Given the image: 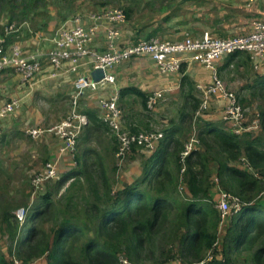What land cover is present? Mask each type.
<instances>
[{
  "label": "trees",
  "instance_id": "trees-1",
  "mask_svg": "<svg viewBox=\"0 0 264 264\" xmlns=\"http://www.w3.org/2000/svg\"><path fill=\"white\" fill-rule=\"evenodd\" d=\"M17 1L0 0V7L12 11L21 8L27 13L30 8L48 7V0H20L28 3L19 6L15 5ZM100 5L105 7L106 3ZM124 12L129 20L128 11ZM171 16L166 14L164 21ZM11 24L10 20L7 26ZM236 55L239 53L228 56L225 67ZM193 90L190 79L181 77V94L192 100V108L197 110L200 103L192 96ZM127 94L135 95L146 108L147 95L143 92L133 87L120 89L121 100ZM86 117V137L107 127L93 111H87ZM258 118L263 128L264 112H259ZM171 132L173 129L163 131L158 144L161 147L131 180L115 189L106 180L100 188L90 185L91 198L85 210L88 221L80 223L65 217L50 233L32 226L28 233L33 240L23 238L17 243L20 253L38 259L35 264H235L243 254L246 263L264 264V139L256 134L237 137L219 132L205 122L199 140L206 149L192 151L182 164L185 143L174 141L172 150L171 142L162 146L164 136ZM211 162L216 164L215 174L210 172ZM184 165L185 182L180 194L178 180ZM72 174L55 183L60 187ZM211 175L242 204L239 211L230 212L224 230L219 228L218 197L208 200ZM50 198V193L42 195L33 219L52 213L55 204ZM209 252L213 253L210 259ZM0 262L11 264V258L8 263L2 255Z\"/></svg>",
  "mask_w": 264,
  "mask_h": 264
},
{
  "label": "rangeland",
  "instance_id": "rangeland-1",
  "mask_svg": "<svg viewBox=\"0 0 264 264\" xmlns=\"http://www.w3.org/2000/svg\"><path fill=\"white\" fill-rule=\"evenodd\" d=\"M191 1L48 0L47 6L56 8L65 14L77 16L94 13L104 8L127 10L130 19L125 24L129 30L133 29L130 40L134 42L150 37L163 39L161 34L156 33V30L157 32L162 31V15L166 13L175 16L186 7L190 9ZM22 3H28V1L19 0L15 5L19 6ZM101 3H106L105 7H102ZM29 10L27 13L21 8L12 11L10 8L0 7V32L4 30L10 20L15 26H18L19 21L32 22L42 14V9L39 10V8H30ZM225 57L227 56L220 59ZM256 64L259 74L264 75V57L255 63L245 53H239L231 61H228V66L218 70V79L225 90L236 95L246 109L247 115L253 117L257 112L264 110V87H260L259 84L264 81V76H258ZM199 96L200 92L194 91L193 97L200 103ZM174 100H167L164 96L155 108L148 110L142 105L140 99L135 101L120 99L119 106L123 113L122 123L126 128H133L138 133H163L164 130L177 125L175 133L184 140V143L189 141L194 134L199 139V133L209 110L202 111L200 115L196 116L197 110L192 108V100L189 102L190 104L188 101H184L183 97L180 99L176 97ZM64 107L66 111L61 116L63 119L71 110V103L68 100L64 101ZM157 109H162V112L156 113ZM60 121L45 122L34 127L43 131L38 139L31 138L25 132L33 127H24L8 118L0 121V259L4 255L8 263L11 258V264H35L38 259L27 258L24 252L20 253L17 248V243L21 239H27V242L33 240L32 234L28 233L30 227L33 226L38 231L50 233L56 224L65 217L80 223L88 221L85 210L88 199L91 198L90 185L96 184L100 188L102 180H106L112 189H115L124 182L123 178H127L124 174L135 164L134 161L139 162L136 164L139 168L144 165L145 159L141 156V152L146 150L144 148H134L123 160L117 158V142L107 127L87 137L85 132H82L77 138L75 151L70 157L71 167L62 172L59 163L57 169L62 176L72 172L74 174L68 176L60 187L54 182H47L35 191L33 179L44 171L45 164L50 160L51 145L56 143V137L46 130ZM1 122L4 123L1 124ZM200 149L203 150V146L199 140L195 150ZM214 162L210 164L211 174L216 172ZM185 168L186 165H184ZM195 169L198 170L199 167L195 166ZM178 182L181 192L179 193L183 194L184 172H180ZM222 192L226 193L222 186L216 182V178L211 175L207 189L208 200L214 199ZM47 193L51 194L50 199L55 204L50 209L52 213L38 220L33 219L37 208L41 205L42 195ZM21 209L25 212L20 220L17 217V211ZM229 219L230 216L226 215L219 227L220 230H224ZM212 254L209 252L207 257L211 258ZM245 258L246 254H243L236 259L235 264H249L245 262Z\"/></svg>",
  "mask_w": 264,
  "mask_h": 264
},
{
  "label": "built area",
  "instance_id": "built-area-1",
  "mask_svg": "<svg viewBox=\"0 0 264 264\" xmlns=\"http://www.w3.org/2000/svg\"><path fill=\"white\" fill-rule=\"evenodd\" d=\"M257 2H264V0H247L246 4L250 7ZM79 17L76 18V21L80 19ZM87 18L89 20L88 26L78 25L71 29L64 26L58 28L55 32V47L45 54L48 63L55 71L59 70L64 62H70L72 64L71 69L75 71L81 60L89 58L86 64L91 66V71L101 70L104 74L99 81H94L92 77L79 76L73 85L70 112L64 119L46 130V132L52 133L61 141L60 155L74 153L77 138L87 125L86 115L78 110L79 100L84 93L97 91L106 85L114 86L116 80L114 75L111 74L112 68L123 61L139 57L152 59L155 69L160 75L179 73L182 63L188 59L202 64L211 71L212 81L208 86L197 85L196 87L201 93L196 116L200 115L202 111L208 110L211 97L220 94V99L226 101L223 110L224 120L229 124L232 134L241 137L244 134L255 135L259 131V118L248 119L247 111L237 96L227 92L218 79V72L214 64L220 58L235 53H245L251 61H258L263 58L264 21L255 20L251 23L247 32L227 38L215 37L206 31L197 37L186 34L181 40L177 41L150 37L119 46L118 40L121 39L122 27L127 22L123 9L104 8L89 13ZM20 25L11 24L6 26L0 35V74L11 69L21 76L23 82L30 84L35 82L37 76L43 71L42 62L38 60L36 55L24 54L16 44L6 45V38L18 31ZM101 29L105 33L107 48L101 53H96L92 51L91 44ZM71 47H74L75 50L71 51ZM54 76L55 73L52 74V77ZM165 92V90L159 89L149 93L146 108L148 110L155 108L165 96ZM19 102V100L13 99L0 107V121L7 119L18 108ZM98 103L99 119L115 138L117 142L116 156L120 160H123L137 147L152 150L155 148V143L162 139V133L133 132L123 125V113L119 106V92L117 90L109 97L99 99ZM25 132L31 138L38 139L43 131L31 128ZM198 144L199 139L195 134L184 144L180 161L182 164ZM242 162H244V159ZM57 169V161L49 160L45 164L44 171L33 179L35 191L39 190L44 183L60 181L62 175L58 173ZM183 171L184 168L181 172ZM241 205L238 197L229 193H220L216 207L220 211L221 221L225 219L226 215L229 216L231 211H239ZM24 212L23 209L17 211V217L20 220L23 218Z\"/></svg>",
  "mask_w": 264,
  "mask_h": 264
},
{
  "label": "crops",
  "instance_id": "crops-1",
  "mask_svg": "<svg viewBox=\"0 0 264 264\" xmlns=\"http://www.w3.org/2000/svg\"><path fill=\"white\" fill-rule=\"evenodd\" d=\"M184 1L187 2L188 0ZM246 3L247 0H192L190 9L186 7L180 13L171 16L167 21H164L166 14L162 15V31L157 32L156 30V33L161 34L163 39L169 41L181 40L186 34L197 37L206 31L219 38L238 35L247 32L253 21H264V2H257L250 7ZM88 14H82L79 17L75 14H65L53 7H46L42 9V14L34 19V21L23 22L19 26L18 31L12 33L7 45L16 44L24 54L36 55L38 60L43 64V71L37 76L36 81L30 84L23 82L21 76L11 69L0 74V107L13 99L20 101L18 108L13 111L8 119L24 127L33 128L45 122L54 123L63 119L61 116L66 111L64 101L68 100L71 103L73 85L76 79L79 76L92 77L91 66L86 64L89 58L81 60L75 71L71 69L72 64L70 62H64L62 67L55 71L48 63L45 54L55 47V32L58 28L64 26L71 29L78 25L88 26ZM78 17L80 19L76 21ZM1 33L2 31L0 35ZM130 34H133V29L130 28L129 30L127 24H124L121 39L118 40L119 46L131 42ZM106 48L105 33L101 29L93 40L91 49L96 53H101ZM70 49L71 51L75 50L74 47ZM181 56L183 57V55ZM227 60L228 56L215 62L214 66L218 68L217 72L225 68L224 64ZM252 62L256 63L257 61ZM256 69L258 72L259 68L257 64ZM53 73H55L54 77H52ZM111 74L114 75L116 84L114 86L106 85L97 91L85 92L78 103L80 113L86 115L87 111H93L99 114V99L109 97L116 90L119 92L122 88L131 87L140 90L145 95L155 90H165V98L167 100L183 97L184 101H188V104H190L189 99H186L184 94H181V77L186 76L193 83V96L194 91H197V85L208 86L212 81L211 71L202 64L190 59L182 63L179 73L160 75L155 69L152 59L149 57L131 58L115 65L111 70ZM258 76L264 75L258 72ZM262 85L264 87L263 82L260 86ZM200 98L201 93L198 100ZM122 99L135 101L139 98L135 95L127 94ZM225 105L226 101L220 99V94L211 97L208 103L209 113L204 119L205 122H210L217 127L219 132H230L229 124L224 120L223 110ZM161 110L157 109L155 112L161 113ZM261 112H264V110ZM254 115V117L249 115L248 119L258 118L259 112ZM4 122H1V124ZM176 126L170 127V129H173V132L163 138L162 146L171 142L169 150L173 149L174 141L184 143V140L175 133L177 131ZM256 135L264 139V127L262 128L261 122L260 129ZM158 144L159 142H156L155 148L152 150L146 149L141 152V156L144 157L145 162L158 149ZM61 146V141L56 138V143L52 144L49 150V159L56 160L58 165L60 163V170L64 172L67 171L68 167H71L72 162H70V153L59 154ZM205 149L203 146V150H200L204 151ZM262 151H264V147ZM134 163L130 170L124 174V176H127V178H123L124 182L131 180L132 176L138 175L141 172L142 168L136 165L139 162L134 161ZM217 197H214V199H217Z\"/></svg>",
  "mask_w": 264,
  "mask_h": 264
},
{
  "label": "water",
  "instance_id": "water-1",
  "mask_svg": "<svg viewBox=\"0 0 264 264\" xmlns=\"http://www.w3.org/2000/svg\"><path fill=\"white\" fill-rule=\"evenodd\" d=\"M103 72L101 70H95L91 73L92 79L94 81H99L100 79L103 78Z\"/></svg>",
  "mask_w": 264,
  "mask_h": 264
}]
</instances>
